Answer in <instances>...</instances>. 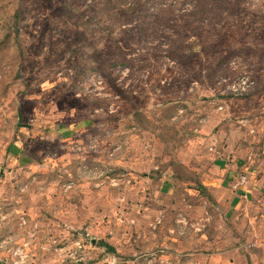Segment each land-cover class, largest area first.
Wrapping results in <instances>:
<instances>
[{
  "label": "rangeland",
  "instance_id": "obj_1",
  "mask_svg": "<svg viewBox=\"0 0 264 264\" xmlns=\"http://www.w3.org/2000/svg\"><path fill=\"white\" fill-rule=\"evenodd\" d=\"M0 257L264 264V0H0Z\"/></svg>",
  "mask_w": 264,
  "mask_h": 264
},
{
  "label": "crops",
  "instance_id": "obj_2",
  "mask_svg": "<svg viewBox=\"0 0 264 264\" xmlns=\"http://www.w3.org/2000/svg\"><path fill=\"white\" fill-rule=\"evenodd\" d=\"M237 183H238L237 185H238V187H239V184H241L242 182L240 183V182L238 181ZM241 187H242V185H241ZM0 261H1V257H0Z\"/></svg>",
  "mask_w": 264,
  "mask_h": 264
},
{
  "label": "built area",
  "instance_id": "obj_3",
  "mask_svg": "<svg viewBox=\"0 0 264 264\" xmlns=\"http://www.w3.org/2000/svg\"><path fill=\"white\" fill-rule=\"evenodd\" d=\"M241 181H242V183H244L245 182V177H243Z\"/></svg>",
  "mask_w": 264,
  "mask_h": 264
}]
</instances>
